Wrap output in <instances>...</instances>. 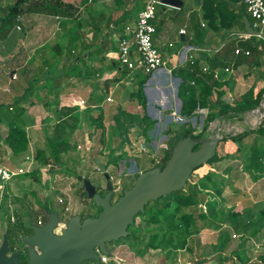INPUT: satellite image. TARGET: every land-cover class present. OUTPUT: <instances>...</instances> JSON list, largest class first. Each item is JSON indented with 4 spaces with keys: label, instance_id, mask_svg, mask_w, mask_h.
<instances>
[{
    "label": "rangeland",
    "instance_id": "obj_1",
    "mask_svg": "<svg viewBox=\"0 0 264 264\" xmlns=\"http://www.w3.org/2000/svg\"><path fill=\"white\" fill-rule=\"evenodd\" d=\"M19 1L21 0H15L13 4ZM23 5L24 2H21L20 15L25 13ZM10 6L12 5L10 4ZM10 6L7 9H2L3 4H0V11L7 14ZM81 10L83 11V8ZM130 13L133 12L130 11ZM48 16H51L53 20V15ZM22 37L23 32H13V38L17 40L14 43L15 47H19V40ZM235 41L230 39L228 43L233 44ZM115 57L118 61V56ZM259 60V65L254 68L244 67L237 71L229 69L226 74H228L227 78L231 86L226 103L235 104L248 91L252 92L251 103L258 100L256 98H259L258 102L263 99L264 57ZM2 64L3 62L0 60V65ZM118 67L121 65L118 64ZM136 75L143 76L142 73ZM29 87L31 88V86ZM260 91L261 95L258 97ZM126 92L120 93L118 98L111 96L112 101L105 102L100 111L99 108L82 111L77 128L67 131V151L59 154L60 161L63 163L62 167L55 166L47 153L46 142L49 137L52 138V129L39 127L38 116H41L47 123L50 120L48 118L50 113H45L46 105L43 106L45 111L41 109V115L35 114L37 121L33 119L29 123L30 126L36 128L32 131L29 130L27 137L31 142V152L34 155L37 154L35 167L42 170L39 169L38 173L35 171L33 175L19 176L7 182L0 180V246L9 229L21 227L26 229L25 233L28 234L38 219L44 223L49 222L47 213L41 211L40 208L39 203L43 201L47 209L52 214H56L58 219V225L53 231L55 236H62L68 219L75 216H78L81 221L87 218H96L100 208H97L93 201L87 198L82 182L77 179L78 176L87 178L96 188L97 193L104 196L107 181L98 168L100 165H107L106 172L111 177L113 186L111 203H114L122 196L123 191L133 186L140 174H144L152 168L159 169L162 166L161 163L172 153L170 143L173 134H168V130L171 129L178 136L189 131L190 128L194 136L201 131L203 119L207 113L206 109H197L192 117H185V122L182 123L173 121L167 123V115L173 110L166 112V117L164 112L159 118H152L147 114L155 125L146 128L143 117L138 115L139 110L134 108L135 105H139V100H130ZM14 114L8 111L6 102L1 104L0 136L5 135L7 129L4 118L12 117ZM28 120L26 119V122ZM247 124L251 125V121L245 114L242 122H216L213 127L217 130L215 137L220 139L221 133L228 132H233L234 137L240 136L243 134L242 126ZM258 124L264 126V119ZM112 128L118 132L113 138L110 137ZM254 140L256 145H261L259 151L264 149V141L256 135L255 130L249 133L241 143L220 144L216 153L222 157V160L211 166L207 162L187 179L183 188L191 193L196 200H199L200 205L183 208L175 216L179 218L182 214L197 215L198 212H205V218L198 219L197 226L191 227L188 231L170 229L164 217L175 214V203L172 202L168 209L161 210L158 224L147 225L145 216H140L130 226L128 237L107 243L105 247L110 261L106 264H236L238 255L233 252L240 251L242 253L250 246L257 252L262 250L257 245L260 239L264 238V222L261 223V227L259 222L264 212V163L259 155L256 156L253 153ZM175 142V144L178 143V141ZM199 147L200 145L196 144L194 150ZM0 148L2 149V147ZM0 152L3 151L0 150ZM225 154L227 157H223ZM0 155V166L10 169H18L25 156L23 154L17 157H8L3 156V153ZM251 156L258 159L254 162L255 166H250L249 158ZM46 161L50 165L44 167L43 162ZM44 168L46 171L43 170ZM58 198L64 199L65 203L58 204ZM205 199H213L219 204L217 208L219 212L216 217H213V214H208L204 203H201ZM68 202L70 204L69 211L64 212L65 207H68ZM152 203L154 201L146 205L145 212L150 209ZM233 208H237L234 218L238 219L237 224L242 228L239 231L231 226L229 219L231 215L228 216ZM15 214L19 217L17 223H14ZM177 220H175V225L178 224ZM253 225L260 228L252 238L257 243L252 241L254 246L249 238L248 230ZM130 232L133 234L130 235ZM155 236L158 241L165 238L171 242L167 247L152 249L149 242ZM18 244L19 246H28L23 244V240ZM249 251L250 249H246L245 258L253 260L254 257L250 256L251 251ZM97 255V260H89L85 263L102 264L99 262L101 253ZM261 255L255 259L264 262V258H262L264 256L261 257ZM249 256L250 258H248ZM20 260L22 264L28 263L27 256ZM243 261H245L244 258Z\"/></svg>",
    "mask_w": 264,
    "mask_h": 264
},
{
    "label": "crops",
    "instance_id": "obj_2",
    "mask_svg": "<svg viewBox=\"0 0 264 264\" xmlns=\"http://www.w3.org/2000/svg\"><path fill=\"white\" fill-rule=\"evenodd\" d=\"M14 1L0 0V4H3L1 8L7 9ZM37 1L24 2L26 15H19L20 20L17 22L16 19L7 37L0 40V60L5 65H0V107L6 102L9 112L16 114L20 109L23 110L20 123L27 135L29 130L36 128L30 126L29 122L33 119L37 121L35 114L41 115L45 105L44 111L50 113V120L47 123L38 116L39 127L53 130L59 122L57 111L62 108L76 107L82 117V111L102 109L108 96L118 98L120 93L127 91L130 100L137 99L135 92L142 77L129 73L122 66L118 67L115 56H118L119 40L131 37L136 14L148 0H60L73 7L74 18L53 17V20L51 16L36 11L38 8L33 6ZM181 2L179 9L161 5L163 7H159L153 21V43L163 57L165 68L153 72L143 85L145 107H134L139 110V116L145 114L148 117L149 114L152 118H159L164 112L166 117L165 113L171 110L180 113L181 100L177 93L182 81L173 70L187 67L193 62H199L200 68L207 69L206 60L214 57L230 39L236 40L235 43L244 41L241 38L245 34L244 19L250 24L246 11L241 13L239 22L230 28L215 29L209 27L203 17V0ZM31 8L35 12L29 10ZM238 12L237 6L235 13ZM5 15L1 10L0 17ZM17 25L21 27L20 31L16 30ZM197 27L206 33L201 47L191 44L193 29ZM181 29L185 31L184 35H180ZM14 31L23 32L18 48L14 44L17 41L13 38ZM132 57H136L135 53ZM244 67L254 68L245 64L237 69H229L237 71ZM217 73L220 85L227 83L228 92L223 95L226 101L231 86L228 74L223 68L218 69ZM100 98L103 102L98 107L96 102ZM170 113L167 123L172 121ZM26 119H29L28 122ZM6 134L7 129L5 135L0 136V147H3ZM28 142V150L20 155L30 151L29 137ZM0 150L3 156H8L3 148ZM263 240L262 237L257 246H261ZM252 241V245L253 242L257 244ZM248 248L254 259L264 253V250L257 252L251 246Z\"/></svg>",
    "mask_w": 264,
    "mask_h": 264
},
{
    "label": "trees",
    "instance_id": "obj_3",
    "mask_svg": "<svg viewBox=\"0 0 264 264\" xmlns=\"http://www.w3.org/2000/svg\"><path fill=\"white\" fill-rule=\"evenodd\" d=\"M27 1L29 0H21L18 3L13 4L12 6H10L9 12L5 16L0 17V40H4L9 34V32L13 29L14 21L17 19V17L22 11V9L20 8V3ZM237 6L239 7L240 13H235V7ZM33 7L38 8L36 9V11L44 15H53L54 17L59 18H74V12H72L73 7L68 4L62 3L60 0H39ZM159 7L163 6L158 5L155 8V16L158 14ZM29 10L33 11L34 9L31 8ZM202 11L203 17L208 21L209 27L211 26V28L215 29H227L233 26L234 23L239 22L240 17L242 16L241 13L246 11V7L244 6V0H203ZM247 17L248 16L246 15V18ZM205 34V31L202 29L200 30V28L198 27L193 29L194 36L191 39V44H193L194 47H201V42ZM198 36L201 38L198 39ZM236 50L242 52L236 54ZM244 52H248V55L246 56ZM262 57H264V41L259 40L255 37H250L248 40L242 41V43L233 42V44H225L214 57L206 60L208 68L205 72H203L202 68L199 67V62H197V64L193 62L187 67L176 68L173 70L174 74L182 81L177 93L178 98L181 100L180 114L186 118H189L194 115L197 109H206L207 114L203 119L202 129L196 136L192 135L191 128L189 131L182 133L179 136L175 135V132H173L171 129L168 130V134H173L170 143L171 151L180 141L186 138H191L193 141L196 142L197 145H201L204 142L216 139L215 134L217 133V130L213 128L216 122H242L244 114L248 111L253 110L255 108L254 106H257L259 104V98H256L258 100L253 102L254 104L251 103L250 100L252 97V92L248 91L239 100H237L235 104L231 105L229 103H226V101L223 99V95L228 92L226 86L227 83H224L221 86L219 83V74L217 79L214 78V74L218 69L221 68L229 70V68L232 67L233 69H237L238 67L245 64L250 67H256L259 65V58ZM149 76L150 75L142 76L138 84V88L135 92V97L139 100V105L143 108L145 107L146 101L143 95L142 87L148 80ZM260 95L261 91L258 93L257 96L260 97ZM102 102L103 99L101 98L99 101L96 102L98 107L102 104ZM100 110L101 109H99V111ZM57 113V118L59 119V122L51 132L53 133L52 138L49 137L46 143L47 153L49 155L50 161L53 162L55 166L59 165L62 167L63 163L60 161L59 154L60 152L65 153L67 151V131H72L74 130V128H77L81 116L79 109L76 107L62 108L57 111ZM22 114L23 110L20 109L12 117H7L6 119L4 118V121L7 124V134L3 140L2 148L9 157H17L28 150L29 142L27 133L25 131L24 126L20 123ZM142 117L146 128H150L155 125L154 122L150 120L145 114ZM100 119L101 117L99 116V120ZM254 127L255 129H252V127L248 124L243 125V134L237 137L233 136V132L221 133V138L217 139L214 155L208 161V165L211 166L212 164L222 160V157H219L218 153H216L217 148L220 144L226 145L228 143H241L249 133L253 132V130H255L256 135L260 137L262 141H264L263 124L261 125L256 123ZM117 133L118 132L114 128H112L110 137L113 138ZM175 141H178V143L175 144ZM252 146L254 148V155H259L264 163V149L262 148L261 151H259V147H261V145H256L255 140ZM170 156L171 154L165 159L164 162L161 163L162 166L159 167L160 170L165 166ZM223 157H227V154H225ZM261 158H259V160ZM35 159H37V154L35 155ZM256 160H258L256 159V157L251 156L249 158L250 166H253ZM47 165H50L49 162H43L44 167ZM104 166L105 168H107V165ZM36 171L38 173V170ZM34 172L29 173L27 175H33ZM172 202L175 203V214H171L168 217H164V219L168 222V227L170 229H184L185 231H188L191 227L198 225V219H204L206 216L205 212H198L197 215L182 214L179 216V218H176L175 215L179 213L181 209L200 205L199 200H196L191 193L187 192L184 188H182L154 201V203H152L153 205L150 207V209H148L147 212H145V206L143 212H141V214L139 213L136 218H139L140 216H145L144 219L147 225L158 224L160 222L158 217L161 214V210L168 209L169 205ZM202 202L204 203L208 214H213L212 216L216 217L219 212L217 211L219 204L213 199H205L204 201H201V203ZM150 203L151 202H149L148 204ZM39 204L41 211L46 212L48 215L50 211L49 209H47V206H45V202L43 201ZM236 209L237 208H233V210L228 213V216L229 214L231 215L229 216L231 226H233L236 231H239L242 228L240 227V225L237 224L238 219L234 218L237 213L235 212L237 211ZM262 214V218L261 220H259L260 227L262 226L261 223L264 222V212ZM15 217L16 220H14V223H17L19 217L17 214H15ZM176 219H178L176 221L178 222L177 225H175ZM134 223L135 221L133 222V224ZM250 227L252 230L248 229L250 233L249 238L252 240V238L255 237V234L258 233L260 228H258V226L256 225ZM130 229L131 227L128 228V230ZM25 231L26 229H23L21 227L17 229L13 228L9 229L5 235L9 244L10 241H12V245H9L11 248V252L18 253L20 259L23 258L21 248L24 245L19 246L18 242L22 241L24 237L32 235L31 228L28 234H26ZM132 234L133 232H130V235ZM170 242L171 240L168 241L165 238H162L160 241H158L157 237L155 236L150 240L149 246L152 249H158L159 247H167ZM246 249L249 250L248 247ZM246 249L242 251V253L240 251L233 252L238 255L236 256V264H248L249 262H251V264H259L254 260H247L245 258V256L247 255L245 254L247 253ZM250 256L248 258H250ZM243 258L245 259V261H243Z\"/></svg>",
    "mask_w": 264,
    "mask_h": 264
},
{
    "label": "water",
    "instance_id": "obj_4",
    "mask_svg": "<svg viewBox=\"0 0 264 264\" xmlns=\"http://www.w3.org/2000/svg\"><path fill=\"white\" fill-rule=\"evenodd\" d=\"M160 3L175 9L182 5L181 0H161ZM244 24L245 34L256 37L257 32L252 30L246 19ZM216 143L217 139L207 141L194 150L196 144L191 138L180 141L161 170L151 169L140 174L133 186L123 191L114 203H111V177L105 166L99 167L107 181L104 196L97 193L88 179L78 176L87 198L100 208L98 216L83 221L78 216L68 219L62 236H55L53 231L58 219L56 214L49 213V222L39 228L32 227L33 234L23 238V242L28 245L23 251L24 256H27V264H85L98 259L96 249L102 255H107L106 244L128 237V228L149 202L182 189L191 174L213 157ZM9 253V243L4 237L0 246V264H22L18 253Z\"/></svg>",
    "mask_w": 264,
    "mask_h": 264
},
{
    "label": "built area",
    "instance_id": "obj_5",
    "mask_svg": "<svg viewBox=\"0 0 264 264\" xmlns=\"http://www.w3.org/2000/svg\"><path fill=\"white\" fill-rule=\"evenodd\" d=\"M158 5H162L159 0H148L144 8L137 13L131 37L122 38L119 40L118 64L131 74L142 73L143 75H151L153 72L165 68L163 57L157 47L154 45L152 39L153 35L155 34V27L153 26V21L155 19V8ZM244 5L250 18V27L252 30L257 32V36L255 38L264 41V0H244ZM19 20L20 18L17 17V22ZM16 30L20 31L21 27L17 25ZM179 33L180 35H184L185 31L181 29ZM250 37L251 36L247 34H243L241 36L242 40L244 41L248 40ZM240 52L242 51L236 50V54ZM133 53L136 55L135 58L132 57ZM181 53H183V50L179 52L178 58L180 57ZM244 54L247 56L248 52H244ZM202 71L205 72L206 68H203ZM228 71V69H224L225 73H228ZM214 78H218L217 71L214 74ZM111 101V96H108L106 102ZM83 104V101H81V105ZM245 115L249 116L251 127H254L256 123H260L264 119V98L253 110L246 112ZM170 118L174 123L185 122V117L180 116L179 112L170 113ZM36 162L35 155L30 150L29 153L24 156L22 165L18 169L0 167V180L7 182L16 177L27 175L39 170L40 168L38 169V167H35ZM43 170L46 171L45 168ZM57 201L58 204L65 203L64 199L62 198H58ZM67 205L68 207H65L64 212L69 211V202ZM43 223L44 222L41 219H38L36 226L40 227L43 225ZM260 248L264 250V240L262 241ZM96 252L98 254L99 250L96 249ZM109 261L110 259L107 257V255H100V263L106 264ZM254 261L262 264V262L259 260L254 259ZM248 264H251V262Z\"/></svg>",
    "mask_w": 264,
    "mask_h": 264
},
{
    "label": "flooded vegetation",
    "instance_id": "obj_6",
    "mask_svg": "<svg viewBox=\"0 0 264 264\" xmlns=\"http://www.w3.org/2000/svg\"><path fill=\"white\" fill-rule=\"evenodd\" d=\"M49 213H50V212H49ZM49 213H48V214H49ZM45 224H46V223H43V225H45ZM43 225H42V226H43ZM42 226H40V227H42ZM32 227H37V228H39V227L36 226V225H35V226H32ZM26 248H27V247H26L25 245L21 248V253H22L23 258L25 257L24 254H23V251H25ZM9 249H10V253H9V255L13 254V252H11V248H10V246H9ZM19 250H20V249H19ZM37 253L40 254V252H39L38 250H37ZM19 257H20V256H19ZM85 264H87V263H85Z\"/></svg>",
    "mask_w": 264,
    "mask_h": 264
}]
</instances>
